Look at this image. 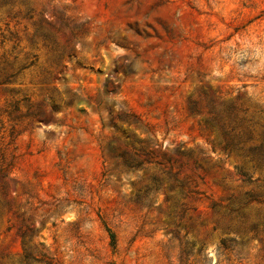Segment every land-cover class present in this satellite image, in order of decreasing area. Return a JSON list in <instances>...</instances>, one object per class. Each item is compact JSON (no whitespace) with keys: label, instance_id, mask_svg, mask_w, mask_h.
<instances>
[{"label":"rangeland","instance_id":"1","mask_svg":"<svg viewBox=\"0 0 264 264\" xmlns=\"http://www.w3.org/2000/svg\"><path fill=\"white\" fill-rule=\"evenodd\" d=\"M231 101L257 137L264 0H0V264H264Z\"/></svg>","mask_w":264,"mask_h":264},{"label":"trees","instance_id":"2","mask_svg":"<svg viewBox=\"0 0 264 264\" xmlns=\"http://www.w3.org/2000/svg\"><path fill=\"white\" fill-rule=\"evenodd\" d=\"M238 98L239 95L235 97V100ZM237 111H246V109L237 107V105L231 101L222 111L214 112L213 115L209 111V116L205 119L204 123L206 126L216 130L220 138L221 148L226 152V156L230 155L231 152H235L237 155L241 156L246 163H250L253 168L264 169V125H262V130L256 137L255 122L252 121V118L247 119L245 116H238ZM141 152L146 155V157L138 161L129 159L130 161H128L127 164L130 167H138L143 160L149 161L148 156H150V154H155L156 149L153 148L148 151L143 149ZM118 155L124 156V152ZM133 162L135 163L133 164ZM237 173L245 180L248 179L244 171L238 170ZM249 200H258V198L251 196ZM105 230L110 244L114 247L116 241L115 233L107 226ZM225 243V241L221 242L224 247H226Z\"/></svg>","mask_w":264,"mask_h":264}]
</instances>
